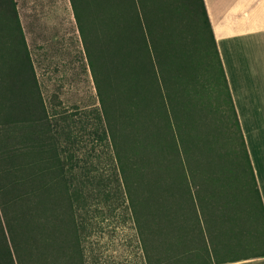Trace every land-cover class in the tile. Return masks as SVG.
I'll return each instance as SVG.
<instances>
[{
    "label": "rangeland",
    "instance_id": "obj_1",
    "mask_svg": "<svg viewBox=\"0 0 264 264\" xmlns=\"http://www.w3.org/2000/svg\"><path fill=\"white\" fill-rule=\"evenodd\" d=\"M14 2L46 110L44 121L33 123L34 129L37 127L41 130L42 136L38 142L43 141L47 146L52 142L57 147L59 162L65 163V173L60 177L65 178L71 192L76 190L91 198L105 194L108 198L106 204L104 201L100 204L91 202L88 207L75 210L78 228L81 229L83 225L86 228L82 243L86 248L87 264H140L143 255L139 248L137 223L128 204L127 192L124 187L118 188L119 181L116 182L120 175L113 151L111 126L115 123V141L122 144L127 134L136 131L134 124H137L133 116L125 111L120 112L121 108L128 107L127 97L144 96L152 100L157 97L156 86L159 83L136 81L135 70L124 59L123 35L119 33L115 47L110 43L112 35L108 33L109 24L116 21L109 22L108 13L97 16L96 5H93L92 11L87 9L78 23L72 0ZM74 2L79 3L80 0ZM158 2L160 6L152 5L149 10L158 18L163 8L168 25L177 28L182 39L177 45L178 37H174V32L176 46H172L171 41L164 49L170 55L180 56L179 60L172 62L164 60L177 74L180 71L177 65L181 62L182 77L177 79L172 74L174 80L170 77V82L167 79L166 82L161 81L160 89L165 97L169 93L176 101L177 118L173 120L177 144L182 149L186 136L190 143V155L186 160L190 167H187L188 180H196L198 186L203 175L208 173L201 165L213 161L215 165L210 166L209 171L216 181L223 184L224 191L220 195H228L223 202L215 203L214 209L210 203L203 210L198 207L202 225L206 229L213 223V227L234 228L230 231L232 235L228 244L213 254L209 251L205 256L193 257L192 253L187 252L190 240L185 241L184 245L179 240L173 241L172 244L179 245V249L183 247V251L169 248L172 258L166 264H191L199 262L201 258H232L262 252L264 213L251 168L236 134L224 74L200 0ZM80 4L78 10L81 11L83 8ZM163 70H151L155 80H158L157 73L162 77ZM112 110L115 112L112 113ZM173 112L170 106V113ZM126 116L130 117L132 124L125 121ZM178 122L183 130L178 128ZM30 129L28 126L25 130L27 134ZM184 130L187 132L182 136L183 141L181 133ZM28 142L32 143L27 139ZM192 171L198 173L194 175ZM126 175L131 179L133 170ZM206 189L211 192V188ZM210 192L204 194L210 195ZM210 211L218 213L211 217L212 220L210 217L207 220ZM226 212L229 218L223 221ZM101 213H104L103 218ZM237 225H240V232L235 229ZM176 250L181 254L175 256ZM149 254L153 255V252ZM32 264L61 262L49 259Z\"/></svg>",
    "mask_w": 264,
    "mask_h": 264
},
{
    "label": "trees",
    "instance_id": "obj_2",
    "mask_svg": "<svg viewBox=\"0 0 264 264\" xmlns=\"http://www.w3.org/2000/svg\"><path fill=\"white\" fill-rule=\"evenodd\" d=\"M144 1L147 3L142 0H80L75 3L72 0V6L78 23L87 9L92 11L93 5H96L97 16L108 13L109 22L116 21L107 25L108 33L112 35L110 43L115 47L119 33L123 35L121 43L125 51L124 59L135 70L136 81L140 79L159 83L156 86L157 97L152 100L144 96L127 97L128 107L121 108L120 112L125 111L133 116L137 124H134L136 131L127 134L123 145L115 141V123L111 126V133L120 175L116 182L119 181L118 188L124 187L127 192L128 204L138 227L139 248L143 255L140 264H166L172 258L169 248L183 251V247L179 249V245L172 244L173 241L179 240L184 245L189 239L198 242L199 237L204 239L213 233L212 221L213 224L208 225L210 227H203L199 208L203 210L210 203L214 209V204L223 202L228 195H220L224 191L223 184L216 181L209 171L210 166L215 165L213 161L201 165L208 173L203 175L198 186L196 180H188L189 166L186 160L190 155V143L186 136L182 149L177 144L173 120L177 118L176 101L169 93L165 97L160 89L161 81L166 82L167 79L170 82L172 74L177 79L182 77L181 62L177 65L179 74L168 62L165 64L166 59L172 62L179 60L180 56L170 55L169 51L164 50L171 41L172 46H176L174 37H178L176 43L179 45L181 37L177 28L168 25L163 8L158 18L149 10L155 5L160 6L159 0ZM200 3L221 65L205 4L203 0ZM78 4L83 10H78ZM138 66L140 69L136 70ZM153 68L164 69L161 78L157 73L158 80L151 74ZM224 79L236 134L243 146L258 193L225 74ZM43 104L15 2L0 0V264H32L49 259L61 264H87L86 248L82 243L86 228L84 225L78 228L75 210L88 207L91 202L100 204L104 201L106 204L108 198L105 194L91 198L76 190L71 192L65 178L60 177L65 173V163L59 162L57 147L52 142L48 146L43 141L38 142L42 136L41 130L37 127L34 129L33 125L44 121L46 117ZM170 106L174 111L172 114ZM125 121L133 123L129 116H126ZM177 125L181 130L184 129L179 122ZM28 126L31 127L29 134L25 131ZM186 132L184 130L181 137ZM26 138L32 143H27ZM132 170L133 176L129 179L126 174ZM208 187L211 192L206 189ZM207 191L211 194L205 195ZM134 195H137L136 198ZM216 213L218 211H210L207 220L208 217L212 220L211 217L214 218ZM100 216L103 218L104 213ZM178 254L181 253L177 252L175 256Z\"/></svg>",
    "mask_w": 264,
    "mask_h": 264
},
{
    "label": "crops",
    "instance_id": "obj_3",
    "mask_svg": "<svg viewBox=\"0 0 264 264\" xmlns=\"http://www.w3.org/2000/svg\"><path fill=\"white\" fill-rule=\"evenodd\" d=\"M264 213V0H203ZM227 216L223 217L228 220ZM220 222V221H219ZM217 222V223H219ZM234 229V228H233ZM232 227L214 226L189 239L188 253L205 256L229 243ZM240 232V225L235 227ZM235 231V233H236ZM192 236V235H191ZM201 236V235H200ZM193 238V237H192ZM262 252L191 264H264ZM204 258V257H203Z\"/></svg>",
    "mask_w": 264,
    "mask_h": 264
}]
</instances>
